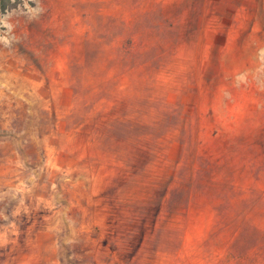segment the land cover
<instances>
[{"label": "rangeland", "instance_id": "1", "mask_svg": "<svg viewBox=\"0 0 264 264\" xmlns=\"http://www.w3.org/2000/svg\"><path fill=\"white\" fill-rule=\"evenodd\" d=\"M5 143L0 264H264V0H0Z\"/></svg>", "mask_w": 264, "mask_h": 264}, {"label": "crops", "instance_id": "2", "mask_svg": "<svg viewBox=\"0 0 264 264\" xmlns=\"http://www.w3.org/2000/svg\"><path fill=\"white\" fill-rule=\"evenodd\" d=\"M6 148H3V150L5 151L3 154H0V160L2 159L4 160H11V162H15V158H13V153L10 152L9 146L7 143L4 144ZM0 161V162H3ZM5 166H8L7 169L5 170ZM10 165H5V163H0V186L5 185L3 184L1 181L8 177L10 175ZM19 173V171H16L15 174ZM47 233V232H46ZM47 235L49 236V233H47ZM52 235H50L51 237Z\"/></svg>", "mask_w": 264, "mask_h": 264}]
</instances>
